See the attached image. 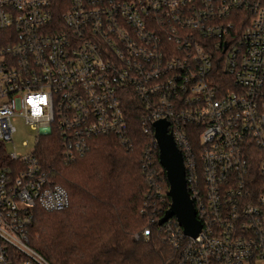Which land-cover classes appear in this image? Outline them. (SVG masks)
Segmentation results:
<instances>
[{
    "label": "built area",
    "instance_id": "1",
    "mask_svg": "<svg viewBox=\"0 0 264 264\" xmlns=\"http://www.w3.org/2000/svg\"><path fill=\"white\" fill-rule=\"evenodd\" d=\"M17 119L26 154L5 147ZM159 120L200 224H158L175 264H264V0H0V264H51L29 230L70 198L37 156L45 136L72 162L99 136L128 150L143 135L141 211L167 202Z\"/></svg>",
    "mask_w": 264,
    "mask_h": 264
},
{
    "label": "trees",
    "instance_id": "2",
    "mask_svg": "<svg viewBox=\"0 0 264 264\" xmlns=\"http://www.w3.org/2000/svg\"><path fill=\"white\" fill-rule=\"evenodd\" d=\"M136 142L127 150L113 136H99L85 156L68 162L51 136L41 140L40 163L70 198L60 211L37 208L29 230L30 245L51 264H175L157 220L168 207L167 192V202L141 211L151 188L139 165L148 141L137 134Z\"/></svg>",
    "mask_w": 264,
    "mask_h": 264
},
{
    "label": "water",
    "instance_id": "3",
    "mask_svg": "<svg viewBox=\"0 0 264 264\" xmlns=\"http://www.w3.org/2000/svg\"><path fill=\"white\" fill-rule=\"evenodd\" d=\"M154 136L158 146V159L167 177L170 197V204L158 220V224L162 225L174 217L184 234L194 237L200 230V224L195 217L192 201L186 188L181 152L175 145L172 135L167 132V122L164 120L154 123Z\"/></svg>",
    "mask_w": 264,
    "mask_h": 264
},
{
    "label": "rangeland",
    "instance_id": "4",
    "mask_svg": "<svg viewBox=\"0 0 264 264\" xmlns=\"http://www.w3.org/2000/svg\"><path fill=\"white\" fill-rule=\"evenodd\" d=\"M14 126L16 130L12 135V141L5 144L7 152L21 154L31 152L35 148L34 131L26 126L22 119H17Z\"/></svg>",
    "mask_w": 264,
    "mask_h": 264
}]
</instances>
